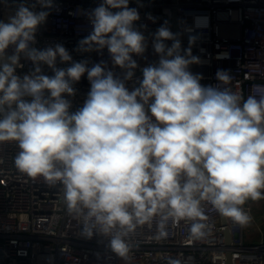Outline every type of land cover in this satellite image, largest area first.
<instances>
[{"label": "clouds", "instance_id": "clouds-1", "mask_svg": "<svg viewBox=\"0 0 264 264\" xmlns=\"http://www.w3.org/2000/svg\"><path fill=\"white\" fill-rule=\"evenodd\" d=\"M37 2L42 9L52 7V0ZM129 3L103 0L87 13L93 31L79 42L81 51L107 47L115 65L128 70L124 79L137 67L132 54L146 49L145 36L135 27L138 9ZM35 7L21 3L7 22L0 21V54L14 44L17 53L27 50L29 59L55 71L53 77L25 76L21 81L12 66L18 55L0 70V113L5 105L9 109L0 119V142H18L17 170L32 179L60 181L69 212L88 210L84 231L89 237L87 221L93 217L105 233L117 223L133 227L129 204L141 223L165 207V200L177 217L203 219L199 201L193 199L197 191L221 215L247 225L251 217L241 206L248 199L264 198V96H249L241 103L240 95L219 86L232 79L224 69L216 72L217 85H202V74L190 70L202 63L192 54L197 37L185 29L189 43L182 48L180 33L174 34L167 21L154 34L158 64L143 69L140 86L131 92L102 63L89 69L86 62H74L57 70L58 56L71 60L63 46L28 49L49 15ZM201 19L196 18L197 27L206 26ZM168 40L173 41L171 47L165 44ZM85 73L91 90L83 107L70 113V102L62 94L73 95L72 84ZM25 95L31 102L22 99ZM181 173L188 177L183 187ZM201 227L194 225L192 232L199 233ZM111 249L120 257L129 252L119 235L111 240Z\"/></svg>", "mask_w": 264, "mask_h": 264}, {"label": "built area", "instance_id": "built-area-1", "mask_svg": "<svg viewBox=\"0 0 264 264\" xmlns=\"http://www.w3.org/2000/svg\"><path fill=\"white\" fill-rule=\"evenodd\" d=\"M21 3L29 7L36 5L34 11L49 12L38 25L34 39L28 42V49L63 46L71 60L64 62L58 56L54 66L57 70H66L74 62H86L89 69L102 63L105 71H111L131 92L140 86L143 69L158 64L161 57L153 47L154 34L165 21L174 33L176 11L182 48H187L189 43V32L185 29H191V34L197 37L192 54L200 57L202 63L192 65L190 70L202 74V85H217L216 72L224 69L232 79L219 86L240 95L241 103L249 96L257 99L264 96V0H130L129 7L137 8L140 16L135 27L146 40L145 51L140 55L132 54L137 67L132 70L130 79H124L128 70L115 65L107 47L98 49L94 45L91 51L79 50V42L93 31L87 13L103 0H52V7L48 9H42L37 0H0V21L7 22L14 16ZM197 17L203 18L200 23L206 26L197 27ZM172 43L165 41L168 47ZM13 55L19 57L12 66L14 75L21 81L25 76L55 75L53 67L29 59L27 50L17 53L14 44L0 54V70L4 64H11ZM37 67L39 72H36ZM72 87L73 95L62 94L70 102V113L83 107L91 90L87 73ZM43 95L50 97L47 90ZM22 99L31 102L33 98L25 95ZM12 108L15 109V104ZM8 111L5 105L0 119ZM20 151L17 141L0 142V264H173L174 261L226 264L227 229L234 243L232 264H264V240L257 245H247L244 226L230 217H226L224 224L218 209L209 199H201L199 191L193 193V199L199 201L203 219L177 217L165 200V207H158L141 223L136 209L129 204L126 210L132 216L133 227L117 223L105 233L93 217L87 221L92 231L89 237L84 231L88 210L83 209L81 214L69 212L65 187L60 181L50 183L42 176L32 179L19 172L14 161ZM178 180L183 187L188 177L181 173ZM249 201L253 200L248 199L241 207L252 217L246 204ZM196 224L203 226L199 233L192 232ZM117 235L129 248L126 257H120L111 249V240Z\"/></svg>", "mask_w": 264, "mask_h": 264}, {"label": "rangeland", "instance_id": "rangeland-1", "mask_svg": "<svg viewBox=\"0 0 264 264\" xmlns=\"http://www.w3.org/2000/svg\"><path fill=\"white\" fill-rule=\"evenodd\" d=\"M251 211V220L244 226V239L247 245H257L264 240V199L246 203Z\"/></svg>", "mask_w": 264, "mask_h": 264}, {"label": "water", "instance_id": "water-1", "mask_svg": "<svg viewBox=\"0 0 264 264\" xmlns=\"http://www.w3.org/2000/svg\"><path fill=\"white\" fill-rule=\"evenodd\" d=\"M174 2H176V0H173ZM173 24H174V33H180V36L178 37V39L180 40L181 42V30H180V27H179V24H178V18H177V14H176V11L174 12V18H173ZM182 47V46H181ZM222 221L224 224L227 223V219L225 216L222 215ZM225 238H226V243H227V262L226 264H232L231 262V257H232V247H233V239H232V233L229 229L226 230L225 232Z\"/></svg>", "mask_w": 264, "mask_h": 264}]
</instances>
